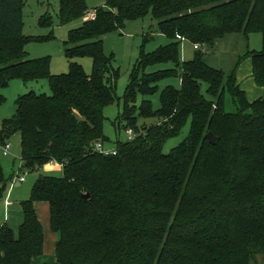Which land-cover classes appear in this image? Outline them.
<instances>
[{"label": "trees", "instance_id": "obj_1", "mask_svg": "<svg viewBox=\"0 0 264 264\" xmlns=\"http://www.w3.org/2000/svg\"><path fill=\"white\" fill-rule=\"evenodd\" d=\"M27 1L0 0V105L2 89L16 78H47L51 94L21 95L1 139L5 144L19 134L26 170L56 162L62 175L39 174L32 197L22 203L18 236L7 224L0 227V264H33L50 232L58 235L59 264H250L256 252L264 253V0H101L92 8L89 0H59L61 23L83 19L65 41L70 63L61 74L50 72L48 57L28 56ZM93 8L95 19L84 20ZM149 13L169 42L152 52L142 48L123 96L124 123H118L136 137L118 140L116 154L107 155L95 145L109 141L105 108L118 98L119 71L102 37ZM53 23L48 15L40 20ZM237 32L262 35L261 50L242 56L251 58L252 76L263 88L253 101L238 81L239 62L226 74L204 59L208 47ZM181 38L201 46L192 59L181 58ZM78 57L92 59L91 73L73 60ZM168 62L175 66L147 72ZM176 76L181 87L162 88L154 109L147 97ZM226 92L237 111H226ZM141 118L155 121L139 124ZM189 120L187 139L165 153L166 141ZM233 141L236 155L228 146ZM0 183L1 198V162Z\"/></svg>", "mask_w": 264, "mask_h": 264}, {"label": "rangeland", "instance_id": "obj_2", "mask_svg": "<svg viewBox=\"0 0 264 264\" xmlns=\"http://www.w3.org/2000/svg\"><path fill=\"white\" fill-rule=\"evenodd\" d=\"M89 6L103 5L101 0H89ZM94 9V8H93ZM59 0H28L23 9L24 17V34L31 37L27 44L26 50L30 58L48 57L50 59V72L52 74L66 73L69 70L70 59L65 54V41L68 38L71 29L79 27L83 19H76L69 23H61L58 17ZM45 15L51 16L53 26H42L40 20ZM147 35L149 36L146 40ZM105 52L113 56L112 63L116 70L119 71V77L116 82L117 99L105 108L104 131L109 141L105 146L113 148L118 140H128V131L123 127L120 129L118 123L123 112V96L129 82L131 71L138 59L142 48L146 52H152L158 47L169 42L168 37L161 33L158 21L151 13L143 18L128 21L126 25L119 30H114L103 37ZM39 39V40H38ZM43 39V40H41ZM263 45L262 35L259 32L245 34L244 32L229 33L224 38L217 41L213 47H208L204 53L205 62L214 68L223 70L226 74L230 73L237 62H239L237 77L242 88L246 90L249 101H253L263 95V88L258 86L252 76V60L250 57H242L247 51H259ZM194 44L189 40L182 41L181 58L183 60L192 59L195 56ZM242 57V58H241ZM241 58V59H240ZM240 59V60H239ZM81 63L88 73L92 71V59L90 57H78L73 59ZM172 62L161 63L150 66L147 72H154L167 68H173ZM159 90L147 97L152 101L154 109L160 107V91L166 85H172L177 88L181 87L179 76L162 80L159 84ZM207 86H203V93L207 95ZM34 91L36 93L51 94V87L47 78L37 81L25 82L22 79H12L9 84L2 89L5 101L0 105V162L2 165L6 186L3 195L0 198V222H8L15 234L18 236L19 227L24 221L22 203L32 197L33 186L40 173L61 176L62 168L57 164L46 165L41 171H28L23 167L21 157V140L19 134H14L4 141L12 144L11 152L5 155L2 150V130L5 120L10 119L16 113L17 99L26 93ZM143 97L139 96L137 105H140ZM225 109L228 112L237 111V107L229 92L225 93ZM243 111V110H242ZM247 111V110H246ZM154 118H141L139 124L154 122ZM122 122V121H121ZM124 123V122H122ZM191 120L182 128L181 132L166 141L163 150L169 153L174 147L180 145L190 134ZM236 142H230L229 147L236 150ZM19 176H24L25 180L21 186H15V181ZM13 182V183H12ZM0 183V189L3 187ZM12 190L9 192L10 187ZM9 192L8 199L11 205L5 204L6 196ZM43 205H39V212L42 219L45 220L48 214L43 210ZM46 206V205H45ZM47 214V215H46ZM46 215V216H45ZM50 235V233H48ZM47 252L46 256L36 257L34 264L50 263L58 264L56 255ZM55 255V256H54ZM45 258V259H43ZM47 258V259H46ZM250 264H264V253L256 252Z\"/></svg>", "mask_w": 264, "mask_h": 264}, {"label": "built area", "instance_id": "obj_3", "mask_svg": "<svg viewBox=\"0 0 264 264\" xmlns=\"http://www.w3.org/2000/svg\"><path fill=\"white\" fill-rule=\"evenodd\" d=\"M95 17H96V11H95V9H91L84 16V20L95 19ZM181 40L184 41V38H181ZM194 47H195V49L201 48V46L199 44H195ZM127 131H128L129 140H133L136 137V134L133 131V129H128ZM11 148H12V144L9 141H7L5 144H2V150H3V153L5 155L10 154ZM95 148L99 152H102V153L107 154V155L108 154H116V152H117V148L115 146L113 148H108V147L104 146L103 142H101V141H98L96 143ZM19 180L21 182H23L25 180V177L19 176Z\"/></svg>", "mask_w": 264, "mask_h": 264}, {"label": "crops", "instance_id": "obj_4", "mask_svg": "<svg viewBox=\"0 0 264 264\" xmlns=\"http://www.w3.org/2000/svg\"><path fill=\"white\" fill-rule=\"evenodd\" d=\"M49 164H57V165H59V166H61L60 164H58V163H56V162H53V163H49ZM49 164H47V165H49ZM13 183V182H12ZM21 184H22V182L19 180V178H17L16 179V181H15V186H21ZM12 190V186L10 187V190H9V192ZM9 192H8V194H7V196H6V199H5V204H7L8 205V207L11 205V201L10 200H7L8 199V195H9ZM39 207V206H38ZM43 210H45V212H47V208H46V206H43ZM4 224H8V222H4V221H2V222H0V227L2 226V225H4ZM57 238H58V235L56 234V233H51L50 232V235H47V239H46V243H45V249H44V254L43 255H41V257H43V256H46V254H47V252H49V253H54V244H55V241L57 240ZM52 254H50V255H52ZM55 256V255H54ZM40 257V256H39ZM56 257V256H55ZM36 259V258H35ZM35 259L33 260V264H34V261H35ZM43 259H45V258H43ZM47 259V258H46ZM57 259V258H56ZM58 262V261H57ZM39 264H51V262L50 263H41V262H39ZM55 264V263H54ZM59 264V263H58Z\"/></svg>", "mask_w": 264, "mask_h": 264}, {"label": "water", "instance_id": "obj_5", "mask_svg": "<svg viewBox=\"0 0 264 264\" xmlns=\"http://www.w3.org/2000/svg\"><path fill=\"white\" fill-rule=\"evenodd\" d=\"M207 137L211 143H215L217 141V137L211 131L207 133ZM84 197L89 198L90 194H84Z\"/></svg>", "mask_w": 264, "mask_h": 264}]
</instances>
